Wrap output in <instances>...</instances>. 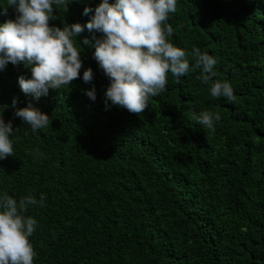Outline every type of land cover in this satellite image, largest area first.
Masks as SVG:
<instances>
[{"label": "trees", "instance_id": "trees-1", "mask_svg": "<svg viewBox=\"0 0 264 264\" xmlns=\"http://www.w3.org/2000/svg\"><path fill=\"white\" fill-rule=\"evenodd\" d=\"M101 2L71 0L49 25H86L94 12L84 8ZM5 5L0 25L16 17ZM167 23L175 46L215 58L214 80L230 83L234 101L213 98L197 69L179 83L169 73L139 115L106 110L110 81L82 43L102 34L87 29L72 85L37 100L20 89L19 76L31 78L23 65L0 70L3 118L19 129L13 156L0 160V196L37 200L25 213L37 221L34 264H264V0H177ZM29 104L47 127L15 117ZM203 111L220 115L214 131L194 119Z\"/></svg>", "mask_w": 264, "mask_h": 264}, {"label": "clouds", "instance_id": "clouds-1", "mask_svg": "<svg viewBox=\"0 0 264 264\" xmlns=\"http://www.w3.org/2000/svg\"><path fill=\"white\" fill-rule=\"evenodd\" d=\"M71 0H6L5 12L15 9L16 17L0 25V70L10 63L30 71L31 78L19 76L18 83L25 95L37 100L46 96L49 90H60L72 85L80 78L83 67L82 49L76 37L85 29L89 33H101L102 38L93 35L92 44L87 38L82 43L94 47V59L110 83L105 92L106 110L111 106L126 109L139 115L149 107L150 98L166 90L169 73L180 82V77L201 69L197 79L210 85L213 98L236 99L228 82L214 80V66L217 61L199 48L191 52L175 46L169 37L173 27L167 23L170 13L177 11V0H109L94 9L85 7L83 15L90 19L86 25L75 23L63 28L51 27L49 22L56 19L54 12L63 9ZM195 59L190 67L188 57ZM83 82L92 83L93 70L83 71ZM91 100L97 99L96 89L85 92ZM17 101L13 100V107ZM0 106V160L13 156V141L10 139L19 129L11 121L5 122ZM33 132L47 127L50 117L29 106L14 113ZM203 128L215 130L219 114L208 111L194 116ZM45 197L41 195L40 206ZM37 204L32 195L19 201L3 194L0 196V264H34L36 252L30 241L37 221L26 216L29 206Z\"/></svg>", "mask_w": 264, "mask_h": 264}]
</instances>
